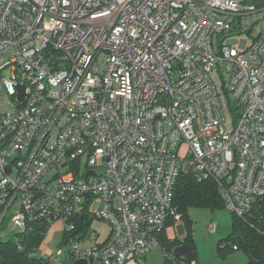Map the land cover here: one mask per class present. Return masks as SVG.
<instances>
[{
  "label": "built area",
  "instance_id": "1",
  "mask_svg": "<svg viewBox=\"0 0 264 264\" xmlns=\"http://www.w3.org/2000/svg\"><path fill=\"white\" fill-rule=\"evenodd\" d=\"M184 172L264 196V0H0V229L84 211L110 238L70 262L145 264Z\"/></svg>",
  "mask_w": 264,
  "mask_h": 264
},
{
  "label": "trees",
  "instance_id": "2",
  "mask_svg": "<svg viewBox=\"0 0 264 264\" xmlns=\"http://www.w3.org/2000/svg\"><path fill=\"white\" fill-rule=\"evenodd\" d=\"M74 168L76 167L71 165V170ZM231 173L234 174L235 170L232 169ZM219 193V188L213 180H200L192 173H182L176 183L173 206L182 214V220L187 222V235L182 241L178 239L170 241L164 231L159 235L160 246L171 253L175 247L184 244L191 246L196 252L192 237L193 225L188 217V210L193 207L211 211L226 209ZM232 215L231 233L217 243L220 256L225 258L232 252L243 251L249 259L248 264H264V196L243 217ZM74 221L76 229L72 232L65 230L62 246L70 243L79 234L86 235L89 230L91 222L88 221V214L84 211ZM46 232L44 228L33 227L24 233L18 232L15 238L9 241L4 242L0 239V264H53L50 258L46 260L38 257L36 251ZM163 264H180V262L175 258H165ZM194 264H199V261L196 260Z\"/></svg>",
  "mask_w": 264,
  "mask_h": 264
},
{
  "label": "rangeland",
  "instance_id": "3",
  "mask_svg": "<svg viewBox=\"0 0 264 264\" xmlns=\"http://www.w3.org/2000/svg\"><path fill=\"white\" fill-rule=\"evenodd\" d=\"M240 38L244 39V36H240ZM243 42L245 43V40H243ZM228 128L232 130L233 123H231ZM60 171L64 172L65 170L61 168ZM94 208L95 207L92 209L94 210ZM188 215L193 225V245L196 249V257L199 264H248L249 259L243 251L232 252L226 255L225 258L219 254L217 243L227 238L232 229L233 215L227 209H216L211 211L210 209L193 207L188 210ZM11 221L12 215H9L4 226L0 229V239L4 242L14 239L18 233V231L12 227ZM88 221L91 223L87 234L75 236L82 248L90 247L92 245L90 242L93 241V238H96L98 242H103L111 232L110 225L106 224L103 220L95 218L93 214L88 215ZM62 224L63 222L59 220L51 225L36 251L38 257L45 258L46 260L50 258L53 264H72V262H70L71 260L67 257V253L75 240L72 239L70 243L64 246L61 245L65 234V228ZM186 224L187 222L182 220L175 228V233L179 238H184L187 235ZM210 224L216 225L217 231L215 234L206 231ZM59 250L63 251V255L57 257V252ZM55 258H57V260L53 261ZM164 260L162 247L154 249L145 258L146 264H163Z\"/></svg>",
  "mask_w": 264,
  "mask_h": 264
},
{
  "label": "water",
  "instance_id": "4",
  "mask_svg": "<svg viewBox=\"0 0 264 264\" xmlns=\"http://www.w3.org/2000/svg\"><path fill=\"white\" fill-rule=\"evenodd\" d=\"M172 258H175L182 264H194L197 260L196 252H194L193 248L189 245L180 244L175 247L172 251ZM72 264H92V261H74Z\"/></svg>",
  "mask_w": 264,
  "mask_h": 264
},
{
  "label": "crops",
  "instance_id": "5",
  "mask_svg": "<svg viewBox=\"0 0 264 264\" xmlns=\"http://www.w3.org/2000/svg\"><path fill=\"white\" fill-rule=\"evenodd\" d=\"M177 227V226H176ZM175 226H173L172 224H170V228H169V230L167 229L166 231H165V235L167 236V239L168 240H170V241H173V240H175V239H178V240H183L184 238H179L177 235H176V231H175V228H176ZM111 233V232H110ZM110 238V234H108V237H107V239H109ZM107 239L106 240H104L103 242H98V240H97V244H102V243H105L106 241H107ZM92 244V243H91ZM83 248H86V247H83ZM145 264H146V262H145ZM182 264V263H181Z\"/></svg>",
  "mask_w": 264,
  "mask_h": 264
}]
</instances>
